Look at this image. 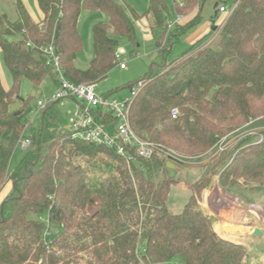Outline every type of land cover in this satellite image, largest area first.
Returning <instances> with one entry per match:
<instances>
[{
  "label": "trees",
  "instance_id": "16d2710c",
  "mask_svg": "<svg viewBox=\"0 0 264 264\" xmlns=\"http://www.w3.org/2000/svg\"><path fill=\"white\" fill-rule=\"evenodd\" d=\"M207 1L172 0V13L168 0H150L142 16H151L152 31H160L153 35L156 55L144 78L128 89H135L131 125L158 150L150 161L129 162L114 150L73 139L58 103L40 111L34 126L35 101L20 94L23 81L39 88L55 80L41 52L48 46L69 81L106 79L118 65L117 38L136 39L123 5L38 0L43 20L36 23L16 0L17 20L0 16V51L12 76L8 90L0 77V193L12 185L0 204V264H248V248L223 239L200 202L215 177L221 189L240 198L264 190V143H257L258 135L243 138L204 167L200 179L188 184L192 194L181 213L168 207L171 187L183 183L169 178L170 155L182 158L170 160L183 166L217 151L223 137L250 121L260 125L263 118L264 126V0H233L235 10L216 27L210 45L169 60L174 45L202 22ZM84 10L103 12L109 22L94 26V58L80 70L75 61L83 50ZM193 13L186 24L169 27ZM174 108L180 110L177 119ZM25 139L30 147L11 169Z\"/></svg>",
  "mask_w": 264,
  "mask_h": 264
},
{
  "label": "rangeland",
  "instance_id": "374dc122",
  "mask_svg": "<svg viewBox=\"0 0 264 264\" xmlns=\"http://www.w3.org/2000/svg\"><path fill=\"white\" fill-rule=\"evenodd\" d=\"M118 3L124 6L127 11L128 16L131 18L135 28H136V39L132 41L128 38H117L119 41V46L124 48L127 52V55L123 56V59L126 60L127 68L125 70L120 69L119 66H116L108 75V77L96 85L97 94L103 96L111 94L116 89H119V92L115 93L112 98H116L121 101H126L131 96V91L128 89L129 85L136 84L139 80L144 78L146 73L149 71L150 65L156 55V43L152 38L150 39L147 34V28L145 27L148 24V20H146L144 14L147 12L149 7L150 0H116ZM16 0H0V16L6 15L10 21H16L18 16L15 9ZM30 11L37 15L38 8L36 0H28ZM170 5V10L173 13L172 8V0H168ZM223 4L229 6V9L232 11L235 8V3L233 0H208L205 3L204 11H203V21L210 20L215 15V12L219 7ZM134 14L141 16V20H136ZM150 21L152 26L154 25L153 18L150 16ZM109 16L103 12L99 11H88L84 10L81 15L79 31L83 41V50L78 54L76 59V67L81 70H85L90 61L94 57V47H93V29L94 26L98 23H108ZM159 32L157 30L154 31V36H158ZM13 40H16L14 38ZM189 48L185 44L184 39H181L180 43L174 45L169 60L173 61L178 58L181 54L188 51ZM0 77L2 84L6 90L11 88L12 85V76L9 70L6 68L3 55L0 51ZM51 78L46 79L43 85L39 88L34 87L29 81H23L21 85L20 94L22 97H33L35 101V105L37 108V103L39 101H47L51 94L52 89ZM60 110L64 121L68 124L69 121L73 118L77 110V104L74 101L67 102H59L57 105ZM37 113H35L33 117V121L35 124H38L41 119V113L36 109ZM261 118L257 123L260 125H256L253 123L250 126L241 127L239 133L235 134L239 138L237 141L242 140L245 137H248L247 134L242 133L246 130L254 131L257 129L258 131H264V126L261 125ZM239 130V129H238ZM253 136V135H252ZM234 137V136H233ZM233 146V145H232ZM26 151L22 150L19 145L10 162V168L13 169L17 166V164L21 161ZM214 151L212 154L206 153L201 159H192L189 160V163H185V165L180 166V170L178 171L176 177L174 179H182L183 185L178 184L174 185L170 189V195L168 199V207L174 213H181L189 198L191 196V191L188 188V184H193L197 182L198 177H200L203 172L204 167L215 157L218 156ZM191 159V158H190ZM216 183L219 186L218 177H215L211 184L206 188L202 193V198L200 202V206L204 213L209 216L214 223L216 232L223 238L228 241H232L235 243H240L245 245L249 250L248 255V264H264V190L257 191H246L243 193V197L240 198L235 196L236 198H240V200L234 199L236 206L238 203L240 204L239 211L242 212L240 215L243 219H250V223L248 225H242L243 223L238 219V222L235 223L239 228H227L229 232L237 231L236 235L228 234L221 227L222 224L232 223L234 215L240 217L239 212L237 211H224V209L220 212V217H218V213L212 212L213 204L209 206V200L212 199V196H217L215 190L218 189L219 192L225 194L223 190L219 189L216 186ZM215 185V186H214ZM220 187V186H219ZM210 191V193H209ZM214 193V194H213ZM228 194V193H226ZM209 195V197H208ZM224 199H228V196H223ZM226 209V208H225ZM237 209V208H236ZM257 212V213H256ZM230 213V214H229ZM223 218V220L221 219ZM233 218V219H229ZM217 227V228H216ZM258 229L261 231V236H257L255 234V230Z\"/></svg>",
  "mask_w": 264,
  "mask_h": 264
},
{
  "label": "built area",
  "instance_id": "2783aa9c",
  "mask_svg": "<svg viewBox=\"0 0 264 264\" xmlns=\"http://www.w3.org/2000/svg\"><path fill=\"white\" fill-rule=\"evenodd\" d=\"M235 8L231 11L228 5H221L219 13L230 16ZM180 19L178 18L176 22L170 21L168 23L169 27L171 28ZM41 52L46 59L47 65L51 67L55 74L57 90L47 101H39L37 103V110L39 112L53 103L74 101L77 104V110L67 126L73 139L114 150L129 162L137 159L150 161L158 155L156 146L141 138L131 125L130 100L135 95V89L126 101H121L116 98H104L97 94L96 85L76 84L68 80L53 46L43 47ZM125 55H127L126 50L119 47L116 53L117 66L122 70L127 68L126 60H121ZM179 115L180 110L178 108L172 109V119H177ZM255 122L250 121L246 126H250ZM240 130L220 140L217 154L225 152L236 143L239 137L235 134L239 133ZM259 132L257 129L254 131L245 129L242 135H258L257 143L261 144L264 143V133ZM30 144V140L25 139L21 141L20 146L22 150L27 151ZM170 158L175 159V161L182 160V158H176V156L171 155L169 156V160Z\"/></svg>",
  "mask_w": 264,
  "mask_h": 264
},
{
  "label": "crops",
  "instance_id": "0c3cea01",
  "mask_svg": "<svg viewBox=\"0 0 264 264\" xmlns=\"http://www.w3.org/2000/svg\"><path fill=\"white\" fill-rule=\"evenodd\" d=\"M21 1L23 2V4L25 5V7L27 8V10L29 11V13H30L31 17L33 18V20L36 23H40L43 20V14H42L39 6H38V0H36L37 8H38L37 15H34L30 11V7H29L28 0H21ZM223 5H225V4H223ZM133 15H134V13H133ZM194 16H195V13L191 14L188 17H184V18L182 17L178 23H180V24H186L188 21H190L192 18H194ZM228 17L229 16H227L225 14L218 13L213 19L210 18V20H207V21H203L202 20V22L198 26H196L192 30H190L186 35L183 36L182 39H184V42L188 46L189 49L191 47H194V46L197 47L196 50L201 49V48H204V47L210 45L214 41V39L216 38V36L218 34V31H216V27L217 26L218 27H222L225 24V22L228 19ZM145 18H146V20H148V24L145 25V27L147 28V34L149 33L148 34V37L150 39L152 38L153 40H155V38L153 36L154 35V32L152 31V24H151V21H150V16L149 17H145ZM80 19H81V17H80ZM135 19L136 20H139L140 18L139 19L135 18ZM79 24H80V20H79ZM157 32L160 33V31H157ZM155 37H157V36H155ZM89 65H90V63H89ZM75 66H76V61H75ZM88 67L86 69H88ZM51 82L52 83H51L50 87L52 89V94H51V96H52L56 92L57 86H56V82H55L54 79L51 78ZM33 124H34V126H37V124H35L34 121H33ZM201 175H202V173H201ZM201 175H200V177H201ZM200 177H198V180L200 179ZM183 184L184 183H182L181 185H183ZM216 186H218L217 183H216ZM11 187H12L11 183L7 184L4 187V189L2 190V192L0 193V204L2 203V201L4 200V198L8 195V193L10 192ZM218 188L221 189L219 186H218ZM221 190H223V189H221ZM224 192H226V191H224ZM209 193H210V191H209ZM226 193L225 194H222L220 192L221 195H217V196L214 195V196H212V199L209 200V206H210V204H213V208H210V209L213 210L212 212L218 213V217H220V214H221L220 212L223 209H224V211L225 210L226 211L229 210L230 213H231V211L232 212L233 211H237V213L239 212V215H240L242 212L239 211V208L242 207V206H240L239 203H238V206H236V203L234 201V199L236 197L235 196H232V195H229V193L228 194H226ZM222 196H228L229 198L228 199H224ZM208 197H209V195H208ZM236 199L237 200H240V198L239 199L236 198ZM242 209H243V207H242ZM239 218H240V221L243 223L242 225H246V221H250V219H247V218L246 219H243L241 217V215H240V217H237L236 215H234V219L233 218H229V219H233L234 220L233 221V224L232 223H225L224 222V224L221 225V227L224 229L223 231H225L228 234H234V235H236V232L237 231H233V232L230 231L229 232V230L227 228H232V229L233 228H236V227L239 228V226H236L235 225V223L238 222V219ZM221 219L223 220V218H221Z\"/></svg>",
  "mask_w": 264,
  "mask_h": 264
},
{
  "label": "water",
  "instance_id": "95a60500",
  "mask_svg": "<svg viewBox=\"0 0 264 264\" xmlns=\"http://www.w3.org/2000/svg\"><path fill=\"white\" fill-rule=\"evenodd\" d=\"M166 168L169 171V178L170 179H174L176 177L178 171L180 170V166L177 165L175 162H172L171 160H168L166 162ZM262 211L264 213V210H262ZM255 234L257 236H261L262 233L260 230L256 229Z\"/></svg>",
  "mask_w": 264,
  "mask_h": 264
},
{
  "label": "bare ground",
  "instance_id": "6f19581e",
  "mask_svg": "<svg viewBox=\"0 0 264 264\" xmlns=\"http://www.w3.org/2000/svg\"><path fill=\"white\" fill-rule=\"evenodd\" d=\"M215 193H217V195H221L218 189L215 190ZM220 197H221V196H220ZM222 197H223V196H222ZM223 198H224V197H223ZM262 219L264 220V218H262ZM249 223H250V221H246V225H248ZM216 228H217V227H216Z\"/></svg>",
  "mask_w": 264,
  "mask_h": 264
}]
</instances>
